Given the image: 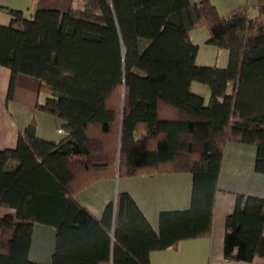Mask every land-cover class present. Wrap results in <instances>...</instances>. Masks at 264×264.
I'll return each mask as SVG.
<instances>
[{
    "label": "trees",
    "instance_id": "1",
    "mask_svg": "<svg viewBox=\"0 0 264 264\" xmlns=\"http://www.w3.org/2000/svg\"><path fill=\"white\" fill-rule=\"evenodd\" d=\"M220 13L210 0H81L66 11L8 8L0 65L40 81L37 108L62 120L64 136H38L35 119L0 149V264L28 258L33 226L56 228L48 264H150L149 252L209 236L224 146H256L264 172V0ZM19 23V24H16ZM228 51L225 66L196 63L190 37ZM207 85L209 98L192 91ZM192 175L190 205L159 212L155 231L126 191L96 218L76 198L115 175ZM224 258L264 257V197L237 194L227 215Z\"/></svg>",
    "mask_w": 264,
    "mask_h": 264
},
{
    "label": "crops",
    "instance_id": "2",
    "mask_svg": "<svg viewBox=\"0 0 264 264\" xmlns=\"http://www.w3.org/2000/svg\"><path fill=\"white\" fill-rule=\"evenodd\" d=\"M80 1L0 0V24L11 23V16L6 10L8 8L21 10L24 17L30 18L37 9L49 8L63 12L70 7L78 6ZM210 1L219 11L218 4L214 0ZM223 4H230L232 8L243 4L248 5L247 0H222ZM254 7L256 8V4ZM256 13L257 8L254 14L249 11L251 16ZM190 37L198 45L197 64L224 65V62L218 63V57L225 49H217L207 43L209 38L207 27L200 26L192 29ZM224 59L222 55V60ZM10 76V68L0 65V149L13 148L16 145L19 130L27 126L31 119H35L38 136L60 140L65 134L62 120L37 108L38 100L43 97L39 95V79L29 74L17 73L12 95L8 97ZM195 84L197 85L192 82L191 89L200 94L194 89ZM201 95L206 97L205 94ZM255 156L254 144L233 140L226 142L218 188L214 197L210 235L180 240L176 248L151 250L150 264H264V257L261 256H256L251 261L224 258L225 221L227 215L234 209L237 194L264 197V172L255 169ZM191 190V173L156 171L128 176L115 175L96 180L78 191L76 198L91 214L101 218L105 206L110 201H116L118 192L126 191L132 196L152 228L158 231L159 212L187 208L190 205ZM11 211L13 208L0 205V218ZM55 242L56 228L54 226L44 223L34 224L28 258L42 264L50 263Z\"/></svg>",
    "mask_w": 264,
    "mask_h": 264
},
{
    "label": "rangeland",
    "instance_id": "3",
    "mask_svg": "<svg viewBox=\"0 0 264 264\" xmlns=\"http://www.w3.org/2000/svg\"><path fill=\"white\" fill-rule=\"evenodd\" d=\"M214 1L218 4L220 13H224V12H226V10L228 11V9L230 10V8L232 9V7H231L232 5H230V4H223L222 5V0H214ZM255 1L256 0H247V3L249 5V11L252 14H254L256 12V8H258V5L256 6V8L254 7V4H257V2L255 3ZM80 2H79V4H80ZM222 51H223L222 52L223 54H220V56L218 57V63L224 62V65H222V66H225L227 64L228 51L226 49L222 50ZM222 55L225 58L224 61L222 60ZM218 66H220V65H218ZM195 83H197V85L195 84L196 86H194V89L197 90L198 92H200V94H205V96H206L205 98L207 100L209 98V94H210L207 85H204V84L199 83V82H195Z\"/></svg>",
    "mask_w": 264,
    "mask_h": 264
},
{
    "label": "built area",
    "instance_id": "4",
    "mask_svg": "<svg viewBox=\"0 0 264 264\" xmlns=\"http://www.w3.org/2000/svg\"><path fill=\"white\" fill-rule=\"evenodd\" d=\"M258 5V3L256 4V6Z\"/></svg>",
    "mask_w": 264,
    "mask_h": 264
}]
</instances>
